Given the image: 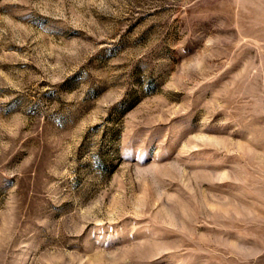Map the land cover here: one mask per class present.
Listing matches in <instances>:
<instances>
[{
    "label": "rangeland",
    "instance_id": "374dc122",
    "mask_svg": "<svg viewBox=\"0 0 264 264\" xmlns=\"http://www.w3.org/2000/svg\"><path fill=\"white\" fill-rule=\"evenodd\" d=\"M0 264H264V0H0Z\"/></svg>",
    "mask_w": 264,
    "mask_h": 264
}]
</instances>
